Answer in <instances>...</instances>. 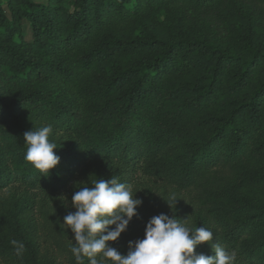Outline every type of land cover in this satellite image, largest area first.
Segmentation results:
<instances>
[{
    "label": "trees",
    "instance_id": "obj_1",
    "mask_svg": "<svg viewBox=\"0 0 264 264\" xmlns=\"http://www.w3.org/2000/svg\"><path fill=\"white\" fill-rule=\"evenodd\" d=\"M48 124L44 176L23 133ZM112 176L172 189L177 220L264 264V0H0V264H76L75 209L48 201Z\"/></svg>",
    "mask_w": 264,
    "mask_h": 264
},
{
    "label": "clouds",
    "instance_id": "obj_2",
    "mask_svg": "<svg viewBox=\"0 0 264 264\" xmlns=\"http://www.w3.org/2000/svg\"><path fill=\"white\" fill-rule=\"evenodd\" d=\"M52 125L48 124L23 133L27 146L24 160L31 163L40 175L48 176L60 162L49 140ZM71 197L74 212L63 217V225L73 233L70 251L76 264H235V253L228 252L213 241V231L203 226L190 229L165 213L152 216L146 223L144 237L128 241V251L121 253L109 242L117 241L128 228L133 217H138L141 198L119 177L96 179L91 186L77 187ZM67 198V197H66ZM165 200V199H164ZM68 201V199H67ZM173 211L176 197L165 200ZM64 203V202H63ZM68 207V203H64ZM209 243L214 255L197 252L196 247ZM14 255L22 257L26 246L22 241L11 240Z\"/></svg>",
    "mask_w": 264,
    "mask_h": 264
},
{
    "label": "rangeland",
    "instance_id": "obj_3",
    "mask_svg": "<svg viewBox=\"0 0 264 264\" xmlns=\"http://www.w3.org/2000/svg\"><path fill=\"white\" fill-rule=\"evenodd\" d=\"M35 2H46V0H33ZM22 28H23V35L25 39H30V29L25 21L22 20ZM131 190L133 193L136 191V196L141 198L143 203L141 206L138 207V217H133L132 221H130L128 228L125 232L121 234V236L118 238L117 241H110L109 243L116 247L120 252L124 250L128 246V241L132 240V236H136L135 234H139L145 229L147 221L155 215H158L160 213L168 214L169 216L173 215V212L175 215L178 211V206L175 201H173V211L167 204L165 200H170L171 197L176 196L177 194H174L172 189H166L162 190L157 188L155 185L151 183V181H147L146 179H143L142 177L137 179V183L131 187ZM74 193L70 195H61L57 198H60V203L54 204L53 200H49V204L52 205V209L50 212L57 211L59 206L64 203H68V207H71L70 201L71 197ZM67 197V198H66ZM68 199V201H67ZM165 199V200H164ZM64 202V203H63ZM51 212V213H52ZM58 212H54L52 214V217H54V221H57L59 217ZM176 218V216H175ZM59 220V219H58Z\"/></svg>",
    "mask_w": 264,
    "mask_h": 264
}]
</instances>
